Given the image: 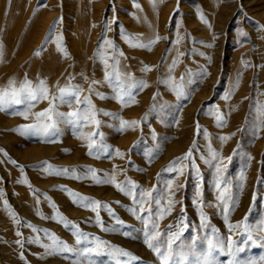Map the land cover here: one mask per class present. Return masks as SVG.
Returning <instances> with one entry per match:
<instances>
[{"label":"rangeland","instance_id":"rangeland-1","mask_svg":"<svg viewBox=\"0 0 264 264\" xmlns=\"http://www.w3.org/2000/svg\"><path fill=\"white\" fill-rule=\"evenodd\" d=\"M52 1L0 0V89L7 87L10 79L22 82L26 76L33 84L46 80L50 96L58 92V86H79L82 101L90 99L97 113L110 114L98 115L99 128L89 126L83 133H103V143L109 150L106 155L89 156L88 141L79 138L78 130L65 123L51 138L55 142L23 136L18 129L35 122L34 118L25 120L15 114L23 112L25 106L0 111V264H78L81 257L77 254L47 253L41 246L51 244L45 231H33L46 230L69 247H81L75 243L74 229L57 222L58 214L108 248L118 247L137 257L134 261L122 258L125 264H159L157 255L144 243L143 224L131 211L135 206L131 198L112 185H98L94 179L84 178L89 168L96 170L99 179H106V173L114 175L118 183L130 179L140 186L138 192L154 187L163 192L164 182L171 181L175 203L158 224L161 233L180 234L174 250L195 248L205 253L208 240L215 243L219 237L226 247L231 236L236 246L244 249L236 254L238 260L264 257V131L254 134L250 123L256 115L257 102L264 103V0H156L155 7L152 0ZM201 14L211 27L200 20ZM51 24V33L62 37L67 56L50 34L39 43ZM125 31L136 38L134 43L156 42L151 50L131 47L122 39ZM105 39L115 46H104L107 69L96 55ZM117 59L122 79L127 82L126 74H130L147 84L133 91L127 106L115 99L105 81V72L112 71ZM173 61L176 66L169 72ZM145 68L151 70L144 71ZM189 70L188 98L177 99L169 85L161 81L171 76L176 84L181 77L186 82ZM229 91L232 95L225 100ZM47 107L48 101H41L33 113ZM215 108L227 121L223 128L209 114ZM72 110L67 105L59 106V111L65 113ZM121 119L135 121L137 126L121 130ZM197 122L202 132L199 136L195 134ZM222 136L230 138L222 141ZM210 148L223 159L224 177L232 186L233 204L227 221L216 199ZM117 149L123 158L115 154ZM189 149H193V160L185 162L189 166L183 175L165 171ZM149 153L155 154L153 159L148 158ZM10 160L17 161L18 166ZM46 162L69 172L56 175L40 170ZM73 169L81 179L70 178ZM23 179L31 187L18 182ZM62 188L108 205L111 211L98 209L107 230L97 224L96 213L74 204L69 192ZM198 189L206 220L195 202ZM245 223L252 230L254 242L247 240L243 228L235 227ZM229 224L234 226L233 231ZM37 238L39 243L34 242ZM17 241H23V246ZM97 259L100 264H109L110 258ZM215 259L227 264L231 257L217 253Z\"/></svg>","mask_w":264,"mask_h":264},{"label":"snow or ice","instance_id":"snow-or-ice-1","mask_svg":"<svg viewBox=\"0 0 264 264\" xmlns=\"http://www.w3.org/2000/svg\"><path fill=\"white\" fill-rule=\"evenodd\" d=\"M153 6H156V0H152ZM46 6V5H45ZM136 7L140 8V5L136 3ZM200 20L207 24L209 27L208 20L204 17L203 14L200 15ZM53 40L57 44V48L65 53V49L62 46V37L56 36L51 33ZM122 39L125 42L129 43L131 47H139L142 49L151 50L152 44L156 41H151L148 44L144 43H134L133 41L136 40L135 37H132L131 34L127 33L126 31L122 34ZM241 35H244L241 33ZM159 37L156 38L158 40ZM203 43V42H201ZM104 46H108L111 48H115L112 41L105 39L100 50L97 51V57L100 61L104 64L105 68L109 67V61L105 57ZM211 47V45H207ZM121 56L123 55L122 52L119 53ZM37 56L40 55V52L36 53ZM201 55H203L201 53ZM3 58V45L0 44V62H2ZM119 60L117 59L115 63L111 66L112 71L105 72V81L107 84L112 88L113 92L115 93V99H117L122 105L127 106L128 103L133 99V91L142 89L147 87V84L143 81H136L132 78L130 74H126V79H122V74L118 70ZM176 66V61H173L172 68L169 69V72L172 71L173 68ZM151 69L145 68L144 71H150ZM203 74V73H202ZM189 78L185 82V78H180V83L176 84L174 78L169 76L167 80L161 81L162 83L168 84L171 90L176 95L177 99H187L188 94L186 91V84L191 83V70H189ZM94 84L99 83L98 81H93ZM238 86L235 85L234 87ZM82 89L79 86H58V92L50 96V90L47 87L46 80L39 79L36 84L27 78H24L22 82H17L16 80H9L7 87L0 89V111H7L10 108H13L16 105H24L25 110L23 112H17L15 114L23 116L25 120H29L30 117L34 118V123H28L22 125L18 132L23 136H37L42 138H48L51 140L58 132L60 125L62 123L72 125L75 127L79 132V138L87 140V149L89 156H99L101 154H107L109 150V146L103 143V133H97L95 131L85 135L83 133V129L89 126H93L95 128H99L100 120L97 118L98 115H110L109 113H97L94 109V105L91 103L90 99H85L82 101L80 99L82 94ZM99 95V94H98ZM232 92L229 91L228 94L224 96L225 100H228ZM128 98L127 100L125 98ZM101 99L105 97L100 95ZM41 101H48L49 107L45 110L38 111L33 113V109L38 105ZM83 104V107L80 105ZM60 105H67L68 107L72 108V111L67 113L59 111ZM75 106V107H74ZM256 115L250 121L254 134L257 131H264V103L257 102L255 106ZM210 115H214L217 126L223 128L226 126L227 121L224 115L220 112L218 108L213 109ZM137 126V122L132 121L129 122L127 120H120V128L121 130L125 128H134ZM197 136L201 135V129L199 123L196 124V133ZM96 137L97 139H93ZM230 137L222 136L219 139L222 141L228 140ZM100 142V146L97 148V142ZM51 142H55L51 140ZM195 147V145L193 146ZM95 149V151H94ZM3 151V150H0ZM211 153V166L215 169L216 172V192L217 197L216 199L220 202L223 206V212L225 213V220H228V212L230 206L233 204V197H232V186L231 182H227L224 177V161L220 158L219 154L214 149H209ZM6 154V153H5ZM115 154L123 158V153H121L118 149L115 150ZM154 153H149L148 158L153 159ZM251 159V157H249ZM193 160V149H189V151L182 157L176 158L172 163L165 169L166 172H177L179 175L184 174V170L189 166L185 162L188 161L191 163ZM10 162L14 166H18L17 161L10 160ZM40 170L49 172V174H66L69 172L68 169H59L54 168L50 163H45ZM23 171V168H21ZM106 179H99L94 169H86L85 170V177L84 178H91L96 181L98 185H112L125 195L131 198L133 204L135 205L131 211L137 220H140L143 224V236H144V243L148 249L152 250L159 259V264H220L218 260L215 259V255L219 254H226L231 257L227 261V264H264V257H260L259 260H248V261H240L236 258V254L243 252L244 249L242 247H237L236 242L232 239L231 236L227 239V246L225 247V243L219 237H216V242L214 243L213 240L207 241V251L205 253H201L195 250V248H191L187 251L180 250L176 251L173 248V244H175L180 239L179 233H161L159 231V224L158 219L162 218L163 216L169 214L172 211V207L175 203L173 200V191H172V182L165 181V189L166 191H160L158 188L154 187L152 190H143L141 189L139 192L137 189L140 188L135 182L130 179H126L123 183H118L114 175L106 173ZM70 178L74 179H81L82 177L77 175L76 170H71ZM244 173L242 172L240 175L241 181L244 180ZM19 183H23L31 187L27 179H23L18 181ZM182 187V185H181ZM63 191L69 192V195L73 199V203L79 207H83L85 209H90L94 213H96V222L102 230H107L104 228L102 220L99 217L98 209L101 207L109 208L108 205H101V203L97 200L90 199L88 197H84L82 195L72 193L68 189H61ZM155 193V195H154ZM2 195V193H0ZM197 206L201 208V215L202 218L206 220L203 214V203L202 200V193L198 189L197 193ZM46 199H50L45 195ZM162 201H166V205L162 204ZM38 202V201H37ZM5 204L7 202L5 201ZM52 207L56 209V205L53 203ZM154 207L156 212L154 213ZM109 211L111 209L109 208ZM13 219L16 218V214L13 212L11 213ZM43 218V217H42ZM57 222H60L64 225V227L68 228L71 227L74 229L73 235L75 236V243L79 247L78 249L69 247L66 242L60 240L55 234L48 233L46 230L36 229L33 228L34 232L45 231L46 236L51 241V244L48 245H41L45 248L46 252L49 254L54 253H74L81 257V260L78 264H100L98 261V257L105 256L109 257V264H125V261L122 258H127L130 261H134L137 259L134 255L130 252L123 250L118 247H111L105 245L103 241H99L96 237H89L87 234L83 233L78 225L73 224L71 221H68L65 217L58 214ZM19 223V221H17ZM117 224H123L122 221L116 220ZM183 223V220H181ZM29 227H32L29 225ZM172 226H169L171 229ZM236 228H243L244 235L246 236L248 241H253V234L252 230L249 226L245 223L243 225H236ZM234 226L229 224V230L233 231ZM261 229L264 230V225L261 226ZM128 235V233H124ZM17 235L20 236L22 233L17 232ZM167 236V239H162L163 236ZM34 242L39 243V239L37 238ZM21 246H23V241H17ZM107 249V250H106ZM23 259V256H21ZM191 258V261H190Z\"/></svg>","mask_w":264,"mask_h":264},{"label":"bare ground","instance_id":"bare-ground-1","mask_svg":"<svg viewBox=\"0 0 264 264\" xmlns=\"http://www.w3.org/2000/svg\"><path fill=\"white\" fill-rule=\"evenodd\" d=\"M52 1V0H51ZM53 3H58V0H53L52 1ZM66 2V1H65ZM64 2V3H65ZM67 3V2H66ZM249 3V2H248ZM250 4V3H249ZM247 5V4H246ZM66 6V5H65ZM225 8H227V7H225ZM250 8V7H249ZM233 11V10H232ZM256 12V11H255ZM262 12V11H261ZM260 12V13H261ZM51 15V14H50ZM49 15V16H50ZM252 15V14H251ZM253 15H254V13H253ZM217 16H220L219 14L217 15ZM52 18V16H50L49 17V21H50V19ZM227 18H229V17H227ZM66 19V18H65ZM221 20V19H220ZM227 21V20H226ZM225 22V21H224ZM53 23V22H52ZM221 23V22H220ZM191 24V23H190ZM216 24V23H215ZM225 24V23H224ZM217 25H218V22H217ZM220 25V24H219ZM224 26V25H223ZM53 27H54V25L53 24H51L49 27H48V30H49V32H48V30H47V32L45 31V34H44V36H43V39L42 40H40L39 41V43H41L43 40L44 41H46V38L48 37V35L50 34L51 35V31H53ZM220 29V28H219ZM57 30V29H56ZM220 30H222V29H220ZM54 45L52 44V43H50L49 44V48H52ZM156 59V58H155ZM152 62V61H151ZM103 73V72H102ZM10 151H11V149H10ZM16 151V150H15ZM15 154V153H14Z\"/></svg>","mask_w":264,"mask_h":264}]
</instances>
